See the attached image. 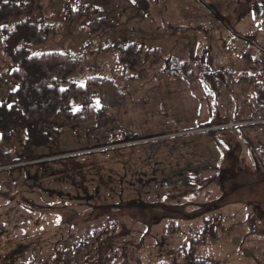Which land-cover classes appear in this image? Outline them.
Instances as JSON below:
<instances>
[{"label":"rangeland","instance_id":"obj_1","mask_svg":"<svg viewBox=\"0 0 264 264\" xmlns=\"http://www.w3.org/2000/svg\"><path fill=\"white\" fill-rule=\"evenodd\" d=\"M18 2L25 11L22 21L63 26L32 53L81 54L86 69L75 81L84 85L92 76L111 78L127 100L97 130L93 124L71 129L56 117L53 126L60 138L34 149L31 160L23 154L25 129H14L9 145L0 136L3 150L15 161L0 164V264H264V180L251 168L230 173V155L238 147L247 150L241 138L229 146L224 138L230 132H216L217 127L162 137L151 123H125L123 105L147 99L160 83L162 66L151 67L146 81H128L118 53L104 50L135 44L189 61L198 74L193 84L203 85L214 120L256 117L263 109L254 90H238L232 80L248 73L264 85V0ZM88 6L104 11L115 27L98 36L84 28L73 33L65 12ZM1 43L0 35V74L7 76L14 67L5 60ZM201 71L230 73L220 98L208 91ZM15 89L6 78L0 103L11 104ZM185 100L199 104L203 99L188 91ZM66 108L79 109L73 96ZM189 146L201 157L229 153L230 174L176 172L177 163L188 161ZM207 220L216 229L215 239L204 233Z\"/></svg>","mask_w":264,"mask_h":264},{"label":"trees","instance_id":"obj_2","mask_svg":"<svg viewBox=\"0 0 264 264\" xmlns=\"http://www.w3.org/2000/svg\"><path fill=\"white\" fill-rule=\"evenodd\" d=\"M18 1L0 0L2 53L5 60L14 67L7 76L0 74V90L4 87L6 78L16 85L15 91L10 95L12 103H0V136L1 142L9 145L14 139V129H25L27 138L23 154L31 160L34 149L47 148L54 138H60L61 131L53 126L56 117L63 119L71 129L93 124L92 130H97L110 117L111 111L121 107L125 94L115 80L107 77L92 76L84 85H79L75 79L80 72L85 71L87 62L81 54L32 53L33 49L46 45L50 38L61 33L63 26L44 21L39 24L30 20L22 21L25 11ZM64 17L69 29L75 34L84 28L92 36H98L115 27L104 11L91 6L68 9ZM12 21L14 24L10 25ZM104 50L107 53H118L122 76L128 81H146L151 76L150 68L160 66L165 75L188 82L198 79L195 67L189 61L172 56L163 57L158 49L146 50L135 44L125 46L118 43L115 47ZM196 68L200 67L197 65ZM200 73L199 77L208 91L220 98L225 75L229 76L230 73ZM232 82L237 86L253 89L257 104L264 108V85L257 82L254 76L242 73ZM72 96L79 106L76 112L66 108ZM7 163L15 161L0 144V164ZM204 233L213 239L217 238L216 229L209 220L206 221ZM192 264L213 263L195 260Z\"/></svg>","mask_w":264,"mask_h":264},{"label":"crops","instance_id":"obj_3","mask_svg":"<svg viewBox=\"0 0 264 264\" xmlns=\"http://www.w3.org/2000/svg\"><path fill=\"white\" fill-rule=\"evenodd\" d=\"M159 82L160 83H157L158 85L154 87L153 91L149 93L147 99L144 98L140 102L131 101L126 106L123 105L122 110H126V116L124 118L125 123L129 120L131 124L138 123V121H142L146 124L151 123L153 127H156L158 133L163 135L162 137H165V135L169 134L171 131L176 132L175 135L178 137H185L184 133L198 132L206 129L207 131L209 129L213 131L218 128L219 131L216 132H230L225 133L229 135L224 134L226 145L235 143L234 141L236 139L241 138V142L247 148V150L244 151L241 150L242 147L235 149V146L231 145L229 148L231 151L233 149L237 150L235 156L232 154L229 157L228 153L227 157H222L217 154L207 153L201 157V153L192 151L189 146L187 153L190 157H188V161L186 162L177 163L178 169L176 172L179 174L189 173L200 175H207L209 173L228 174L230 169L227 168L228 165L225 160L229 157V160H232V168L234 167L230 173L243 172L251 168L255 175H260V178L264 180L263 107L258 104L263 111H260L256 117L250 116L247 118L245 115L238 114L235 119L233 116H228L224 118L219 117V119L214 120L213 114L210 112L211 104L204 102L207 96H205L206 92L204 91L203 85L200 86L198 84L194 86L193 84L196 82V79L192 82H188L162 73ZM240 88L239 86L237 87L238 90H240ZM188 91L189 96L195 94L201 95L203 99L202 102L199 101V104L196 102H186L185 98L186 95H188ZM154 96L155 99H153ZM125 98L126 102V95ZM231 123L242 124L244 126L236 129L223 128ZM230 130H236L235 132L239 131V134L234 135ZM182 163H185L184 169L179 167V164ZM176 172L174 171V173ZM203 181L205 182L207 180L203 179ZM260 187L262 191H264V182Z\"/></svg>","mask_w":264,"mask_h":264},{"label":"built area","instance_id":"obj_4","mask_svg":"<svg viewBox=\"0 0 264 264\" xmlns=\"http://www.w3.org/2000/svg\"><path fill=\"white\" fill-rule=\"evenodd\" d=\"M244 125L242 124H235V123H231L223 128H228V129H236V128H240L243 127Z\"/></svg>","mask_w":264,"mask_h":264}]
</instances>
